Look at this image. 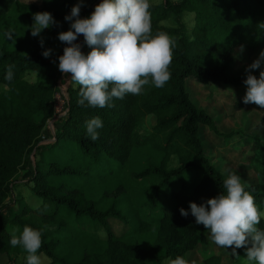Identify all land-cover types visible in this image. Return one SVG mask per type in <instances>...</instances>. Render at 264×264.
Wrapping results in <instances>:
<instances>
[{
  "label": "trees",
  "instance_id": "trees-1",
  "mask_svg": "<svg viewBox=\"0 0 264 264\" xmlns=\"http://www.w3.org/2000/svg\"><path fill=\"white\" fill-rule=\"evenodd\" d=\"M73 1L41 0L37 6L18 0L2 5L0 0V256L7 257L4 264H16L11 253L20 247L10 245L12 229L30 226L41 231L38 253L48 264H172L177 257L190 264L187 254L205 243L209 230L195 222L189 202L199 205L219 195L227 177L205 152L200 127H207L225 142L240 134L219 132L212 116L192 100L186 82L193 78L206 86L247 88L248 73L233 74L232 68L238 52L251 57L264 50V0L150 3L153 33H165L175 41L171 78L162 88L149 84L142 94L113 98L111 106L104 108L78 103L79 86L58 69L65 43L61 42L56 55L46 58L44 46L30 33L33 14L43 11L69 30L65 16ZM86 1L81 18L88 17L100 2ZM184 13L193 14L190 28L181 21ZM169 18L175 26L161 24ZM56 30L51 26L58 36ZM6 33H12V39ZM76 43L84 54L91 50L82 35ZM10 65L13 77L9 81L5 76ZM29 71L54 81L50 85L30 83L24 78ZM259 72L252 70L257 78ZM66 79L69 84L62 89ZM56 92L64 98V113L51 142L39 147L43 127L55 115ZM234 106L240 109L243 103L235 100ZM35 115L41 116L39 122ZM148 116L154 117L149 129L145 126ZM94 117L101 119L103 127L97 130L99 138L92 141L86 134V121ZM251 137L252 155H259L264 168V140ZM141 151L152 156L143 157ZM45 153L59 154L61 160H45ZM171 156L177 158L175 167H169ZM253 158L249 163L257 173ZM28 170L24 183L41 198V204L31 209L16 197L19 206L5 211L18 173ZM128 171L134 178L149 181L137 204L120 179ZM233 172L263 209L264 192L255 183L257 177L245 182L238 170ZM181 208L189 211L187 217L181 216ZM112 221L127 229L114 232ZM258 227L264 229L263 220ZM75 245L79 253L72 252ZM236 253L232 264L238 263L245 249H236ZM202 255L204 264H222L220 255Z\"/></svg>",
  "mask_w": 264,
  "mask_h": 264
},
{
  "label": "clouds",
  "instance_id": "clouds-1",
  "mask_svg": "<svg viewBox=\"0 0 264 264\" xmlns=\"http://www.w3.org/2000/svg\"><path fill=\"white\" fill-rule=\"evenodd\" d=\"M82 3L83 0H79L65 16L70 23L69 30L58 33V39L66 45L58 57V69L79 86L78 103L104 108L111 106L109 102L113 98L142 94L149 84L164 87L171 78L169 67L175 41L165 33H153L149 0H100L85 18L79 15ZM55 23L51 13L36 12L29 26L31 35L39 36L43 29ZM5 35L8 39L13 37L12 33ZM80 35L91 49L87 54L76 43ZM40 43L43 44L42 39ZM50 53L48 49L42 55L47 58ZM261 64H264V50L246 69L248 74L244 83L247 90L243 103L264 108V70H260L258 78L251 71L259 69ZM34 75L38 76V73ZM12 77L10 65L5 79L10 81ZM36 82L33 79L32 83ZM102 127L99 117L87 120V136L92 141L97 140V130ZM223 189L219 195L199 205L189 202L191 215L197 224L209 230V238L215 245L231 248L233 255H237L236 249L243 248L247 261L264 264V229L258 227L264 212L234 172H229L223 180ZM180 214L187 217L189 211L181 208ZM9 242L27 254L26 264H41L37 255L42 244L40 230L30 226H24L22 230L13 228ZM172 264L188 262L177 257Z\"/></svg>",
  "mask_w": 264,
  "mask_h": 264
},
{
  "label": "rangeland",
  "instance_id": "rangeland-1",
  "mask_svg": "<svg viewBox=\"0 0 264 264\" xmlns=\"http://www.w3.org/2000/svg\"><path fill=\"white\" fill-rule=\"evenodd\" d=\"M11 0H3L2 5L8 3ZM25 4H34L39 6L41 4V0H18ZM150 3H159L161 0H149ZM79 0H75L72 2L71 6L77 4ZM87 1L83 0V3L80 6V11L83 10ZM55 24L52 26H56L57 30L55 33L58 35L61 31H66L63 25L58 22L56 19ZM181 21L183 24L190 28L193 24V14L184 13ZM33 23V22H32ZM162 25L164 26H175V22L172 18L168 20L162 21ZM31 33V32H30ZM39 42L41 39L43 40L44 51L50 49L51 53L49 57L56 55L60 51L61 41L58 39V36L53 35L51 31V26L47 29H43L39 36L34 37ZM259 54H255L251 57H246L243 53L238 52L237 58L234 67L232 68L233 74H241L246 73V69L248 66L258 58ZM260 70H264V64H261ZM252 71V70H251ZM36 72H26L24 74L25 80L32 83L33 79H35L39 84L42 85H50L53 83L54 79L48 77L43 73H38V76H35ZM69 80L66 79L61 84L62 89L68 86ZM199 83L193 79L188 78L186 82V87L190 91L192 95V100L195 102L196 106L200 109H205L214 119L216 127L219 132H223L224 134L230 131H238L240 136L233 137L229 142H225L222 137L216 135L214 132L210 131L207 127L201 126V139L204 141L205 152L210 156L211 162L214 163L218 170L223 172L225 175H228L229 172H233L234 170H238L242 174V179L245 182L255 181L257 177V181L262 191L264 192V168L262 163L260 162L259 155L257 153H253L252 149L254 148L253 139L251 136L258 137L264 140V108L257 107L255 104H244L243 97L246 93V87H234L228 86L224 87L220 84H216L211 86V84ZM56 94H59L58 92ZM238 100V102L243 103L242 108H236L234 106V101ZM59 108V106H58ZM62 115H58L48 122L43 127L42 134L44 138H41V142L39 143V147H43L51 142L52 134L54 130L59 126V121L61 120ZM41 119L40 115H35V121L39 122ZM154 124V117L148 116L146 118L145 126L149 129ZM243 143V144H242ZM242 144V145H241ZM252 151V152H251ZM142 152V151H141ZM143 157L152 156L151 152L146 151L142 152ZM254 156L253 166L257 169V173L250 165L251 157ZM40 154L38 153L35 156V160H38ZM56 157V159L61 160V155L59 154H44V159L49 160L50 158ZM142 157V156H141ZM142 161H140L139 166L141 167ZM136 170H139V167ZM177 166V158L176 156H171L170 166ZM30 171H20L17 175L16 186L11 189L6 202H8V207H6L5 211L8 208L12 207L16 209L19 203H16L14 198H19L21 203H25L31 209L37 208L42 200L35 194L30 191V188L24 181L29 176ZM123 183V187L128 197L131 198V201L134 204H137L138 201L144 196L145 187L149 181H144L143 179L134 178L133 175L129 174V171L123 174L120 178ZM264 212V208L261 209ZM264 221V217L262 219ZM112 228L114 232L119 233L121 230H126L127 227L123 225H118L114 221H112ZM209 235L206 238V241L203 245L197 246L192 251L187 254V258L190 264H204L202 252H206V254H215L220 255L222 257V264H232L233 261V253L231 248H222L215 245L209 238ZM88 248L92 245L87 244ZM78 245L72 247L73 253H79ZM26 253L22 248H19L18 251L12 252L11 256L16 261V264H26ZM37 255L41 259V264H48L49 260L42 254L38 253ZM7 261V257L5 255L0 256V264H4ZM237 264H254V262L247 261L246 253L241 254L240 259Z\"/></svg>",
  "mask_w": 264,
  "mask_h": 264
},
{
  "label": "built area",
  "instance_id": "built-area-1",
  "mask_svg": "<svg viewBox=\"0 0 264 264\" xmlns=\"http://www.w3.org/2000/svg\"><path fill=\"white\" fill-rule=\"evenodd\" d=\"M57 93V92H56ZM55 93V102H54V111H55V115L58 116V115H62L64 113L63 111V104H64V98L61 96V94H56ZM59 106V108H58ZM54 115V118L56 117Z\"/></svg>",
  "mask_w": 264,
  "mask_h": 264
}]
</instances>
